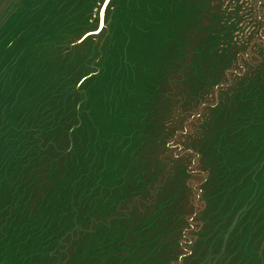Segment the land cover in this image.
<instances>
[{"label": "rangeland", "instance_id": "obj_1", "mask_svg": "<svg viewBox=\"0 0 264 264\" xmlns=\"http://www.w3.org/2000/svg\"><path fill=\"white\" fill-rule=\"evenodd\" d=\"M0 264H264V0H0Z\"/></svg>", "mask_w": 264, "mask_h": 264}, {"label": "water", "instance_id": "obj_2", "mask_svg": "<svg viewBox=\"0 0 264 264\" xmlns=\"http://www.w3.org/2000/svg\"><path fill=\"white\" fill-rule=\"evenodd\" d=\"M104 16V9L101 10V17L103 18Z\"/></svg>", "mask_w": 264, "mask_h": 264}, {"label": "snow or ice", "instance_id": "obj_3", "mask_svg": "<svg viewBox=\"0 0 264 264\" xmlns=\"http://www.w3.org/2000/svg\"><path fill=\"white\" fill-rule=\"evenodd\" d=\"M108 2V0H105V3H107Z\"/></svg>", "mask_w": 264, "mask_h": 264}]
</instances>
